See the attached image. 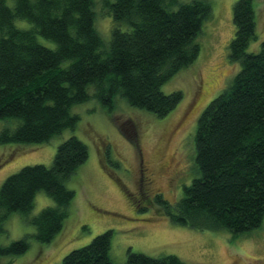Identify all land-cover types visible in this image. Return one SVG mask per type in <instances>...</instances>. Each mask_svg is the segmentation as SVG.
<instances>
[{
  "label": "trees",
  "instance_id": "obj_1",
  "mask_svg": "<svg viewBox=\"0 0 264 264\" xmlns=\"http://www.w3.org/2000/svg\"><path fill=\"white\" fill-rule=\"evenodd\" d=\"M103 2L114 20L109 44L96 27L94 0H0V121L17 122L0 131V145L45 143L75 128L79 118L71 108L92 96L113 107L121 95L131 106L160 118L182 101V91L165 93L162 87L199 57L196 38L211 16V3ZM18 20L30 26L20 27ZM234 24L229 56L240 70L198 118V175L175 203L161 194L155 202L175 224L226 229L238 237L264 220V41L259 52H248L256 39L254 0L235 3ZM88 157L87 145L72 136L58 146L51 167L27 165L8 176L0 187V232L13 213H21L35 226L36 239L50 243L62 231L75 197L66 181ZM40 191L55 205L29 219ZM112 237V230L95 236L66 254L61 264H116L110 256ZM29 248L24 237L0 244V256H17ZM125 264L185 263L175 255L130 251Z\"/></svg>",
  "mask_w": 264,
  "mask_h": 264
},
{
  "label": "rangeland",
  "instance_id": "obj_2",
  "mask_svg": "<svg viewBox=\"0 0 264 264\" xmlns=\"http://www.w3.org/2000/svg\"><path fill=\"white\" fill-rule=\"evenodd\" d=\"M96 27L109 44L114 27L103 0H94ZM113 1V0H111ZM191 3L194 0H180ZM211 16L196 38L197 60L167 81L165 93L182 91L183 99L165 117L131 106L118 95L113 107L95 96L74 105L75 128H67L45 143L0 145V187L27 165H53L58 146L72 136L89 150L87 161L66 181L75 197L60 233L50 243L35 237L36 228L25 215L13 213L0 232V244L28 237L30 248L17 256H0V264H61L70 251L85 246L108 230L113 231L110 256L125 264L130 251L152 257L175 255L185 264H264V220L260 227L238 237L226 229L201 230L173 223L155 202L157 194L171 204L198 175L195 166L197 122L208 103L220 94L240 70L229 56L235 36L234 5L238 0H207ZM11 3V0H8ZM256 39L248 52L257 53L264 41V0H254ZM28 28L30 24L18 20ZM55 48L56 43L39 37ZM93 95L94 88L90 87ZM17 122L0 121V131ZM44 191L37 193L28 218L54 206Z\"/></svg>",
  "mask_w": 264,
  "mask_h": 264
}]
</instances>
